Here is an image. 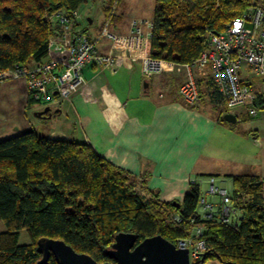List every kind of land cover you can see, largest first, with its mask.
I'll return each instance as SVG.
<instances>
[{"label": "trees", "instance_id": "trees-1", "mask_svg": "<svg viewBox=\"0 0 264 264\" xmlns=\"http://www.w3.org/2000/svg\"><path fill=\"white\" fill-rule=\"evenodd\" d=\"M87 2L0 0V70L45 60L50 38L61 30L55 13H72ZM252 5L264 9V0H156L150 55L191 64L206 48L209 32L220 33ZM256 106L264 109L263 96L257 94ZM232 181L230 197L242 212L236 226L223 224L217 215L198 216L195 223L205 227L202 238L209 245L203 263L264 264V181L255 175L233 176ZM201 198L196 182L181 203L144 197L134 176L90 145L22 133L0 141V221L6 227L0 232V264H36L43 237L64 240L98 263H115L105 251L122 232L134 233L137 244L160 235L176 245L192 235L189 221L199 215ZM174 214L179 223L172 221ZM22 230L30 238L27 245L19 244ZM48 264L57 263L51 257Z\"/></svg>", "mask_w": 264, "mask_h": 264}, {"label": "crops", "instance_id": "crops-1", "mask_svg": "<svg viewBox=\"0 0 264 264\" xmlns=\"http://www.w3.org/2000/svg\"><path fill=\"white\" fill-rule=\"evenodd\" d=\"M91 1L103 2L102 13L85 16L80 8L78 26L95 43L98 54H112L116 70L86 65L84 87L65 101L51 97L46 103L32 102L24 80L0 84V102L9 106V113H0L1 135L11 138L34 131L49 139L86 143L134 176L142 196L157 197L163 203H181L192 182L200 185L202 196L209 197L211 177L221 189L230 181L233 185V176L255 175L264 181V109L258 108L256 115L229 110L217 96L210 65L191 69L200 97L194 105L186 103L180 87L188 80L187 70L146 78L140 55L124 56L121 45L101 36L107 27L125 37L132 19L153 21L154 13L134 17L120 8L122 0ZM142 55H150V40ZM247 81L264 97L260 79L248 76ZM46 107L51 118H47L49 112L38 117ZM228 113L236 116V123L222 121Z\"/></svg>", "mask_w": 264, "mask_h": 264}, {"label": "built area", "instance_id": "built-area-1", "mask_svg": "<svg viewBox=\"0 0 264 264\" xmlns=\"http://www.w3.org/2000/svg\"><path fill=\"white\" fill-rule=\"evenodd\" d=\"M82 19L79 10L67 13L60 10L53 16V21L60 27V32L50 38L45 60L31 67L16 65L13 68L0 70V84L14 81H26L29 98L36 103H46L51 97L58 100H70L85 85L82 71L88 64H94L101 69L113 66L112 54L100 55L95 43L90 41L79 27ZM153 21L132 19L130 34L125 37L104 27L101 36L110 39L113 45L123 47L125 54L141 60L142 73L146 78L168 71H180L183 68L189 72L188 80L180 87L184 101L194 105L199 100V89L190 74L192 68L210 65L213 83L219 94L226 101L229 110L243 109L250 115H256L257 94L247 81L248 76L260 79L264 86V9L260 6H249L240 16L232 19L220 33L209 32L207 46L200 56L191 64L178 65L172 62L142 55L145 42L152 37ZM208 194L218 197V203L209 202L205 196L200 200L202 214L193 215L190 219L192 235L179 239L176 247L189 251L191 264L200 261L208 251L209 245L202 238L205 227L195 226L198 216L202 219H212L217 215L225 225L236 226L241 217V211L234 208L232 199L225 189L215 186L211 177ZM264 209V201H263ZM172 221L179 223L178 214L172 216Z\"/></svg>", "mask_w": 264, "mask_h": 264}, {"label": "water", "instance_id": "water-1", "mask_svg": "<svg viewBox=\"0 0 264 264\" xmlns=\"http://www.w3.org/2000/svg\"><path fill=\"white\" fill-rule=\"evenodd\" d=\"M50 107L37 113L38 117L51 118ZM222 121L236 123L234 114H225ZM37 251L41 259L36 264H48L53 257L57 264H191L189 251L179 249L160 235L149 237L137 244L134 233H119L105 255L113 262L98 263L85 253L76 252L64 240L43 237L37 242ZM205 254L200 260L203 263Z\"/></svg>", "mask_w": 264, "mask_h": 264}, {"label": "rangeland", "instance_id": "rangeland-1", "mask_svg": "<svg viewBox=\"0 0 264 264\" xmlns=\"http://www.w3.org/2000/svg\"><path fill=\"white\" fill-rule=\"evenodd\" d=\"M156 6V0H122L120 4V8L123 9V11L127 12L128 14L138 17H151L154 13ZM102 7L103 2L97 1L93 2L91 0H88V3L83 5L81 7V12L84 13L85 16L87 15H93V14H101L102 13ZM184 69V68H183ZM176 71V70H174ZM9 113V106L6 105L5 102H0V113L6 114ZM250 126V124H249ZM20 132V131H19ZM0 132V141L5 140L6 138H9L7 135H1ZM20 134V133H19ZM261 134L264 135V128H261ZM225 190L230 195L233 192V185L231 184V181L225 186ZM208 200L213 201V203L217 202V197H214L210 195L209 197H206ZM6 227L2 221H0V232L5 230ZM19 244L20 245H27L30 243V238L26 231L22 230L19 233Z\"/></svg>", "mask_w": 264, "mask_h": 264}]
</instances>
